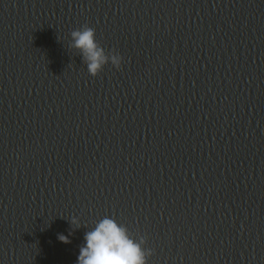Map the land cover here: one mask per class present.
<instances>
[{
	"label": "water",
	"instance_id": "obj_1",
	"mask_svg": "<svg viewBox=\"0 0 264 264\" xmlns=\"http://www.w3.org/2000/svg\"><path fill=\"white\" fill-rule=\"evenodd\" d=\"M104 217L148 264H264V0H0V264Z\"/></svg>",
	"mask_w": 264,
	"mask_h": 264
},
{
	"label": "clouds",
	"instance_id": "obj_2",
	"mask_svg": "<svg viewBox=\"0 0 264 264\" xmlns=\"http://www.w3.org/2000/svg\"><path fill=\"white\" fill-rule=\"evenodd\" d=\"M72 36L74 47L82 53L89 73L93 77L98 76L109 62V57L97 43L95 30L85 27L73 31ZM111 63L120 69L124 58L114 54ZM73 223L78 224V221L73 220ZM58 239L70 243L67 236L60 235ZM143 243V240H134L127 227L111 217H104L85 234V244L80 248L77 264H148V256L152 253L145 252Z\"/></svg>",
	"mask_w": 264,
	"mask_h": 264
}]
</instances>
